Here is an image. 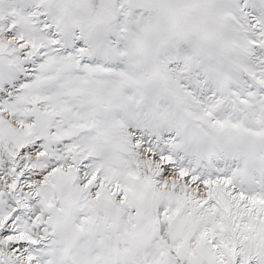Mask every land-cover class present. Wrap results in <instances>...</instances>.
<instances>
[{
    "label": "snow or ice",
    "instance_id": "6c2138e0",
    "mask_svg": "<svg viewBox=\"0 0 264 264\" xmlns=\"http://www.w3.org/2000/svg\"><path fill=\"white\" fill-rule=\"evenodd\" d=\"M0 264H264V0H0Z\"/></svg>",
    "mask_w": 264,
    "mask_h": 264
}]
</instances>
